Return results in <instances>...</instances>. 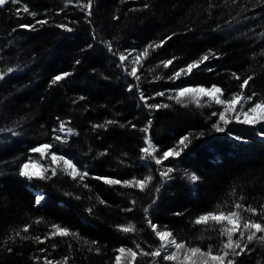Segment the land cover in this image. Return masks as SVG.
<instances>
[{"label":"trees","instance_id":"16d2710c","mask_svg":"<svg viewBox=\"0 0 264 264\" xmlns=\"http://www.w3.org/2000/svg\"><path fill=\"white\" fill-rule=\"evenodd\" d=\"M90 2V15L84 7L89 0H20L0 7V264H44L45 257L53 264H63L65 258L67 264H115L121 247L137 252L128 264H175L140 254V249L154 251L160 243L149 219L171 231L178 242L202 251L211 246L216 254L226 239L219 234L220 226L196 225L194 220L218 204L230 210L239 202L261 211L264 123L231 121L217 132L213 125L222 122L212 113L223 111V106L206 97L201 106L185 98V106L169 96L181 88L215 85L225 97L254 93L253 100L242 105L245 110L264 99V0ZM161 41L136 66L140 79L130 75L136 54ZM122 54L128 56L123 62ZM204 55L209 59L191 74L170 79ZM170 59L173 63L163 67ZM63 73L70 75L53 84ZM248 76L253 79L242 89ZM159 92L165 95H156ZM61 123L64 132L59 131ZM188 134V146L162 165L142 158L146 137L160 155ZM45 143L53 145L50 152L71 159L89 175L74 180L51 163L50 155L31 151ZM29 158L49 169L48 179L20 175ZM52 167H57L55 176ZM167 168L173 171L161 177ZM193 174L195 181L190 179ZM148 175L153 179L143 191L104 182ZM40 193L45 199L37 205ZM242 215L264 223V214ZM54 224L78 233L80 239L45 240ZM129 224L136 226L135 232L120 230ZM26 225L27 233L22 231ZM37 236L45 242H37ZM234 260L264 264V242L254 240Z\"/></svg>","mask_w":264,"mask_h":264},{"label":"snow or ice","instance_id":"6c2138e0","mask_svg":"<svg viewBox=\"0 0 264 264\" xmlns=\"http://www.w3.org/2000/svg\"><path fill=\"white\" fill-rule=\"evenodd\" d=\"M9 2L13 4L20 3V0H0V7L8 4ZM85 8L91 9V2L84 5ZM24 12H29L27 6H24L22 9ZM19 9L17 10V14H19ZM31 15L35 16V13H30ZM47 21H38V23H46ZM21 27H34L31 25H21ZM71 31V29H68ZM170 38V37H169ZM163 41L159 44H149L147 45L143 52L137 53L136 56L133 58L132 63L134 67H132L130 71V75L135 77L137 80L140 77L137 75V65L140 64L141 59L147 57L149 53V49L153 47H160ZM109 49H111V45L109 44ZM132 53L129 52L128 56H131ZM128 56L120 55V61H125L128 59ZM209 59L208 55L202 56L199 60L189 63L185 68H182L174 73L170 79H178L182 74L187 75L191 74L192 71L200 66V64L204 63ZM173 63V60H166L163 61V67L167 68L169 65ZM12 68H8L7 72H12ZM70 75V73H63L57 75L53 78L52 83L55 84L58 81L64 79ZM233 76L236 79H240L235 73ZM2 78V77H0ZM253 79L252 76H248L245 78L240 85L243 89L248 86L249 81ZM156 95L163 96L165 95L164 92H159ZM253 95L245 96L243 93L240 94H233L231 97H225L223 90L220 87L215 85L211 86L210 88L205 87H194V88H181L176 91L174 96H169V99H175L177 103H182L187 106L185 98L188 99L187 102H194L197 106H201V100L204 97L208 98L209 103H215L218 105L223 106V111L216 113L213 112L212 115H219V121L222 123H216L213 125L217 132L225 131L226 125H228L233 119L239 123L243 124H260L264 122V99L259 100L258 102L254 103L251 107L245 110L242 105L253 100ZM82 99V97H81ZM141 99L144 100L145 97L143 93H141ZM147 104V101L145 100ZM238 105L241 107L238 108ZM149 108H167L169 105L167 104H148ZM232 114L229 116V114ZM107 123H113V121H108ZM151 124V121H149ZM96 127H104V125H96ZM133 127H135L133 125ZM65 125L61 123L59 131L64 132ZM68 131H71L70 129ZM143 132L147 133L149 131L148 127L142 129ZM191 134L183 136L179 142L177 147L169 148L168 150L163 151L160 155H157L158 152L157 147L153 144L151 138H145V147L141 149V152L144 154L142 158H150L151 160L155 161L156 165H162L163 161L168 160L170 157L179 156L183 148H186L190 141ZM56 140H61L62 137L56 136ZM53 147L52 144H41L38 147H34L31 151L34 153H39L41 157H45L46 155L51 156V163L57 165L61 171L66 172L67 175L71 176L72 179L79 178L83 181L89 173L87 171H81L77 168V165L73 163V161L69 158H66L64 155H57L55 152H50V149ZM59 162V163H58ZM57 167L51 168V175L55 176L57 174ZM49 171L48 168H45L41 165H38L35 161H32L29 158V161L24 163L20 169V175L27 177L28 179L38 178V179H48L49 177L46 173ZM173 171L172 168H167L165 171L160 172L161 177H167L169 173ZM97 179H101L97 177ZM153 177L148 175L142 179L133 178L131 180H119V179H112V178H104V182L110 185H123L125 187H136L139 188L141 191L145 190L149 183L152 181ZM191 180L195 181L198 179L196 175H192L190 177ZM87 187V185H85ZM159 191V188L156 189ZM45 199L42 193L37 194L35 196V203L39 205ZM244 198L243 196L240 197L242 201ZM104 203V201H101ZM90 211V210H89ZM147 209L145 212L147 213ZM251 213L253 216L262 215L264 214V206H261V211L258 212L256 207L251 205H245L243 203H235L230 210H224L221 205H216V209L213 211H209L205 214L199 215L195 220L194 224L196 225H209L210 222L214 223L215 225H219V234L221 237H226L225 240H222L219 250L216 254H213V249L210 246L207 251H202L200 247H191L188 246L185 242H178L177 239L174 237L173 233L166 229H161L160 226L156 225L152 222V220H148L147 223L155 236L159 240V246L155 248L154 251H143L140 249V245L137 244L136 248L140 249V254L144 256H151L154 258L162 257L165 261L175 262V264H235L234 258L240 256L244 253L245 249L248 248V244L253 242L254 240H258L260 242H264V235H257L258 233H264V223L256 222L253 219H247L242 215V213ZM40 220H37L36 223H40ZM28 225H26L22 231L27 233L29 231ZM120 230L125 233H132L136 231V226L129 224L127 226H119ZM53 231L50 233L49 236L45 237L46 239L61 236V237H74L80 239L79 234L71 231L67 227H62L60 225L54 224L52 225ZM238 238L234 239L235 236ZM17 236H20V233H16ZM247 240V243H243V241ZM21 239L27 240L29 239L28 236H21ZM10 239L14 240V237H10ZM37 242L44 243L45 240H41L40 237H34ZM85 243H89L88 241H84ZM92 244H96V241H92ZM55 247V246H54ZM169 249H173L172 251H168ZM239 249V251H237ZM11 251V249H8ZM41 251H44L41 249ZM98 251V249H97ZM119 255L115 257V264H122V257L125 259L131 258L134 261L137 257V252L133 251L131 248H124L121 247L117 250ZM232 257V258H229ZM44 264H53V261L48 260L47 257L44 258ZM55 264H61V262H55ZM63 264H67V258L63 261Z\"/></svg>","mask_w":264,"mask_h":264},{"label":"rangeland","instance_id":"374dc122","mask_svg":"<svg viewBox=\"0 0 264 264\" xmlns=\"http://www.w3.org/2000/svg\"><path fill=\"white\" fill-rule=\"evenodd\" d=\"M188 88H190V87H188ZM207 98V97H206ZM208 99V98H207ZM218 105V104H217ZM220 106H222V105H220ZM233 122H237L236 120H232ZM237 123H239V122H237ZM262 123H264V122H262ZM243 124V123H242ZM244 125H248V126H253V125H250V124H244ZM256 125V124H255ZM39 154V153H38ZM173 249H169L168 251L170 252V251H172ZM129 262H131V258H128V259H125L124 257H122V264H128Z\"/></svg>","mask_w":264,"mask_h":264}]
</instances>
